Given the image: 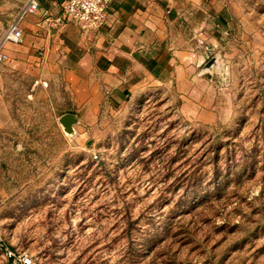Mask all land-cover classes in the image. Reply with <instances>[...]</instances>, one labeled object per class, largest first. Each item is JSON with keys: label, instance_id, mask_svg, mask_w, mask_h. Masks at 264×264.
Masks as SVG:
<instances>
[{"label": "rangeland", "instance_id": "1", "mask_svg": "<svg viewBox=\"0 0 264 264\" xmlns=\"http://www.w3.org/2000/svg\"><path fill=\"white\" fill-rule=\"evenodd\" d=\"M26 1L0 0V40ZM224 10L218 31L175 22L212 62L213 122L182 111L172 84L150 85L103 99L68 135L60 74L5 44L0 264H264V0Z\"/></svg>", "mask_w": 264, "mask_h": 264}, {"label": "crops", "instance_id": "2", "mask_svg": "<svg viewBox=\"0 0 264 264\" xmlns=\"http://www.w3.org/2000/svg\"><path fill=\"white\" fill-rule=\"evenodd\" d=\"M62 2L38 0V5L55 18ZM178 21L200 34L202 25L213 21L218 31L228 21L224 0H110L105 24L90 34L72 23L53 27L38 12L27 14L20 25L28 55L20 51L18 56L46 57V67L62 77L81 122L96 116L103 99L115 106L150 85L165 84L179 92L182 111L194 109V115L213 122L217 115L201 51L190 43L191 30L183 36L178 31Z\"/></svg>", "mask_w": 264, "mask_h": 264}, {"label": "built area", "instance_id": "3", "mask_svg": "<svg viewBox=\"0 0 264 264\" xmlns=\"http://www.w3.org/2000/svg\"><path fill=\"white\" fill-rule=\"evenodd\" d=\"M109 3L110 0H63L61 15L52 18V14L48 9H39L38 0H27L9 23L0 40V62L7 59V54L3 51L5 44L23 45L25 38L20 23L25 15L38 12L43 22L52 24L53 27H61L66 23H72L79 28L81 33L90 34L105 24ZM8 255L13 254L9 251ZM23 261V264H30V260L27 258H24ZM13 264L18 263L13 260Z\"/></svg>", "mask_w": 264, "mask_h": 264}, {"label": "water", "instance_id": "4", "mask_svg": "<svg viewBox=\"0 0 264 264\" xmlns=\"http://www.w3.org/2000/svg\"><path fill=\"white\" fill-rule=\"evenodd\" d=\"M211 64H212V62H208V63L204 64L203 70L208 68ZM58 122H59L62 130L66 134L72 135L74 133V127L73 126L78 122V117L74 113H65L59 117Z\"/></svg>", "mask_w": 264, "mask_h": 264}, {"label": "trees", "instance_id": "5", "mask_svg": "<svg viewBox=\"0 0 264 264\" xmlns=\"http://www.w3.org/2000/svg\"><path fill=\"white\" fill-rule=\"evenodd\" d=\"M210 145H212L213 148H216V150L214 151V153H215V152H217V149H219L223 144L220 143L218 140H215V141L211 140Z\"/></svg>", "mask_w": 264, "mask_h": 264}]
</instances>
